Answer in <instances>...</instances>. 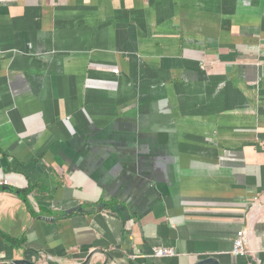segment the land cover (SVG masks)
Instances as JSON below:
<instances>
[{"label": "crops", "instance_id": "0c3cea01", "mask_svg": "<svg viewBox=\"0 0 264 264\" xmlns=\"http://www.w3.org/2000/svg\"><path fill=\"white\" fill-rule=\"evenodd\" d=\"M0 230V264H264V0H0Z\"/></svg>", "mask_w": 264, "mask_h": 264}, {"label": "built area", "instance_id": "2783aa9c", "mask_svg": "<svg viewBox=\"0 0 264 264\" xmlns=\"http://www.w3.org/2000/svg\"><path fill=\"white\" fill-rule=\"evenodd\" d=\"M2 184H7V181L4 180ZM232 253L235 255L244 254L243 232L242 231H238L236 237L233 239ZM174 254L175 252L171 248H154L151 253V255L154 257L171 256Z\"/></svg>", "mask_w": 264, "mask_h": 264}, {"label": "water", "instance_id": "95a60500", "mask_svg": "<svg viewBox=\"0 0 264 264\" xmlns=\"http://www.w3.org/2000/svg\"><path fill=\"white\" fill-rule=\"evenodd\" d=\"M9 264H32L30 261L25 259H14ZM82 264H89L83 262ZM194 264H220L215 258H206L196 261Z\"/></svg>", "mask_w": 264, "mask_h": 264}, {"label": "trees", "instance_id": "16d2710c", "mask_svg": "<svg viewBox=\"0 0 264 264\" xmlns=\"http://www.w3.org/2000/svg\"><path fill=\"white\" fill-rule=\"evenodd\" d=\"M29 188L27 187V189L24 191L20 190V195H24L26 191H28ZM0 238H2L3 240H5L7 243H9L12 246H18L20 245V240L16 239L14 237H11L10 235L6 234L5 232H3L2 230H0Z\"/></svg>", "mask_w": 264, "mask_h": 264}]
</instances>
